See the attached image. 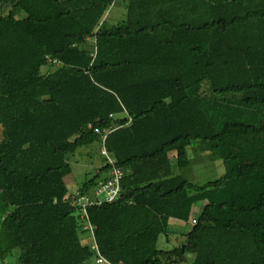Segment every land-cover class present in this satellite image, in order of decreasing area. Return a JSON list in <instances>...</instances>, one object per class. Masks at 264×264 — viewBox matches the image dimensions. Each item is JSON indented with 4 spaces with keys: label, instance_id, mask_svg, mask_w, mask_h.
Here are the masks:
<instances>
[{
    "label": "trees",
    "instance_id": "1",
    "mask_svg": "<svg viewBox=\"0 0 264 264\" xmlns=\"http://www.w3.org/2000/svg\"><path fill=\"white\" fill-rule=\"evenodd\" d=\"M117 1L0 0V259L90 264V224L112 264H264V0H125L112 25ZM96 128L122 192L82 219L68 157ZM189 146L226 173L178 174ZM172 219L196 223L159 249Z\"/></svg>",
    "mask_w": 264,
    "mask_h": 264
},
{
    "label": "rangeland",
    "instance_id": "2",
    "mask_svg": "<svg viewBox=\"0 0 264 264\" xmlns=\"http://www.w3.org/2000/svg\"><path fill=\"white\" fill-rule=\"evenodd\" d=\"M126 13L127 6L125 0H118L117 3L108 9L106 16L110 24L116 25L125 19ZM46 70L47 67H44L42 71L46 72ZM187 150L188 156L191 159V164L189 167L177 169V173L187 180L197 184H203L207 181L218 179L226 173V168L221 159L209 160L208 153H203L197 146H194V148L189 146ZM68 160L72 167V173L66 177V182L69 188V195L74 196L86 182L94 179L98 170L105 164V159L100 153L99 144L82 147L77 153L69 155ZM197 207L200 208V206ZM197 211L199 210L197 209L194 215H198ZM172 221L170 225L172 231L170 230L167 235L162 234L159 237V249L170 250L176 246H181L185 243V234L193 224H191V222L179 223L174 219H172ZM175 227L177 228L176 230H174ZM82 242L84 244L90 242L87 234L82 235ZM19 254L20 249L15 250L5 261L0 259V264H15L18 262ZM89 263L96 264L95 259H91Z\"/></svg>",
    "mask_w": 264,
    "mask_h": 264
},
{
    "label": "built area",
    "instance_id": "3",
    "mask_svg": "<svg viewBox=\"0 0 264 264\" xmlns=\"http://www.w3.org/2000/svg\"><path fill=\"white\" fill-rule=\"evenodd\" d=\"M54 63L58 64L55 60ZM89 128H93L90 124ZM95 132L100 134L102 139V147L100 149L101 155L105 159V165H111L109 169V173L106 179H100L98 181V185L94 189V197H90L88 195H77L73 196V205L78 206L79 211H81V218L85 219L87 214V208L89 205L93 204H102L105 202H113L121 197V180L123 178V170L116 164V160L111 156L106 147V138L110 131L101 130L100 128H96ZM196 223L195 220L192 222ZM84 230L89 231L92 236V244L91 248L96 253L95 262L96 264H112L108 261L99 251V247L94 239V227L90 224L84 225ZM122 264V263H119Z\"/></svg>",
    "mask_w": 264,
    "mask_h": 264
},
{
    "label": "crops",
    "instance_id": "4",
    "mask_svg": "<svg viewBox=\"0 0 264 264\" xmlns=\"http://www.w3.org/2000/svg\"><path fill=\"white\" fill-rule=\"evenodd\" d=\"M65 181H66V178H65ZM67 183V182H66ZM78 193V192H77ZM176 221H178V220H176ZM84 235H86V234H84ZM88 236H89V239H90V242L88 243V244H90V246H91V244H92V236H91V234L88 232ZM95 239V238H94ZM97 243V242H96Z\"/></svg>",
    "mask_w": 264,
    "mask_h": 264
}]
</instances>
